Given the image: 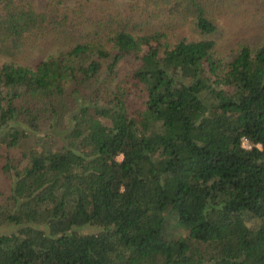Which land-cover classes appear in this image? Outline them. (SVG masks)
<instances>
[{
  "label": "trees",
  "instance_id": "16d2710c",
  "mask_svg": "<svg viewBox=\"0 0 264 264\" xmlns=\"http://www.w3.org/2000/svg\"><path fill=\"white\" fill-rule=\"evenodd\" d=\"M63 1L0 0V264H264V42L210 38L264 0H153L175 41Z\"/></svg>",
  "mask_w": 264,
  "mask_h": 264
},
{
  "label": "rangeland",
  "instance_id": "374dc122",
  "mask_svg": "<svg viewBox=\"0 0 264 264\" xmlns=\"http://www.w3.org/2000/svg\"><path fill=\"white\" fill-rule=\"evenodd\" d=\"M33 5L42 9L47 0H27ZM163 7L162 2L153 0H91L85 2L82 0L63 1L60 6L67 10L75 11L77 5H84V16H101L104 13L113 15L112 19L124 22L129 21V28L134 32L147 33L158 30L167 35V39L175 41L178 38H191L198 36L193 30L191 24L183 25L181 17L168 18L164 10L156 7ZM59 6V7H60ZM225 6L223 14L217 18V33L210 36L216 42L217 51L224 57L233 55V52L240 44L249 45L261 44L264 42V3L247 2L245 5L228 7ZM61 8V7H60ZM165 8V7H164ZM138 24L139 26H134ZM54 47V46H53ZM50 46H34L32 48H22L15 52V59L25 64H33L45 56ZM8 53L12 54V51ZM9 55H2L0 52V62L4 58H11ZM29 144V143H28ZM24 147V146H23ZM117 160L120 156H117ZM1 160V158H0ZM10 178L0 171V191L4 195L8 193ZM11 227L0 225V233L10 231ZM80 233H91L96 231L93 226H83L76 228Z\"/></svg>",
  "mask_w": 264,
  "mask_h": 264
},
{
  "label": "built area",
  "instance_id": "2783aa9c",
  "mask_svg": "<svg viewBox=\"0 0 264 264\" xmlns=\"http://www.w3.org/2000/svg\"><path fill=\"white\" fill-rule=\"evenodd\" d=\"M241 146L243 148H249L250 147L249 143L247 142V140L245 138H241Z\"/></svg>",
  "mask_w": 264,
  "mask_h": 264
}]
</instances>
